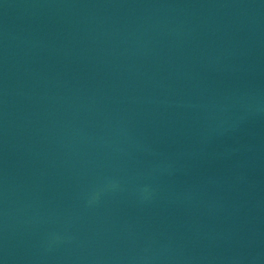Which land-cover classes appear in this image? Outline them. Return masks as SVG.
<instances>
[{"label": "water", "instance_id": "water-1", "mask_svg": "<svg viewBox=\"0 0 264 264\" xmlns=\"http://www.w3.org/2000/svg\"><path fill=\"white\" fill-rule=\"evenodd\" d=\"M0 264H264V0H0Z\"/></svg>", "mask_w": 264, "mask_h": 264}]
</instances>
